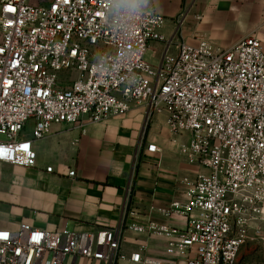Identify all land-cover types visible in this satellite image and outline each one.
<instances>
[{"label":"built area","instance_id":"obj_1","mask_svg":"<svg viewBox=\"0 0 264 264\" xmlns=\"http://www.w3.org/2000/svg\"><path fill=\"white\" fill-rule=\"evenodd\" d=\"M39 1L0 0V163L35 168L34 142L54 126L103 123L147 106L165 116L171 135H190L180 152L205 173L189 184L186 205L160 210L185 218V228L128 222L134 212L97 233L21 223L0 229V264H118L124 228L165 238L168 264H250L244 249L264 246L262 42L251 36L228 50L182 43L156 67L147 54L153 42L169 44L166 18L146 4L130 12L122 0Z\"/></svg>","mask_w":264,"mask_h":264},{"label":"crops","instance_id":"obj_2","mask_svg":"<svg viewBox=\"0 0 264 264\" xmlns=\"http://www.w3.org/2000/svg\"><path fill=\"white\" fill-rule=\"evenodd\" d=\"M146 9L166 18L161 34L169 44L153 42L147 54L156 67L182 43L205 40L228 50L254 36L264 49V0H147ZM147 111L135 106L127 116L103 123L54 126L47 138L34 142L35 168L0 163V229L16 231L28 223L49 232L97 233L119 228L131 212L128 222L185 228V218L160 210L186 205L189 184L205 170L181 154L191 137L171 135L164 115L144 135L145 147L136 157ZM32 130L29 124L24 137L31 138ZM148 144L159 152L148 153ZM166 247L163 237L124 228L118 264H168ZM133 254L142 261L132 262ZM65 264L104 263L74 257Z\"/></svg>","mask_w":264,"mask_h":264},{"label":"rangeland","instance_id":"obj_3","mask_svg":"<svg viewBox=\"0 0 264 264\" xmlns=\"http://www.w3.org/2000/svg\"><path fill=\"white\" fill-rule=\"evenodd\" d=\"M39 2H40L39 0H32L33 4H38ZM159 116H161V115H158V114L150 115L149 111H147L145 124H144L143 129H142L141 139H140V141L138 143V147H137V152H136L137 158L140 155V151H142L145 147L142 143L143 142L142 138H144V135L146 133H149V131L153 128V126L155 124V120ZM249 253H253V258H251L250 264H261L262 258L264 255V246L261 243L253 242V243L249 244L246 247V249H244L243 255L245 256Z\"/></svg>","mask_w":264,"mask_h":264},{"label":"clouds","instance_id":"obj_4","mask_svg":"<svg viewBox=\"0 0 264 264\" xmlns=\"http://www.w3.org/2000/svg\"><path fill=\"white\" fill-rule=\"evenodd\" d=\"M126 8L130 12L138 11L143 5L147 4V0H122Z\"/></svg>","mask_w":264,"mask_h":264}]
</instances>
